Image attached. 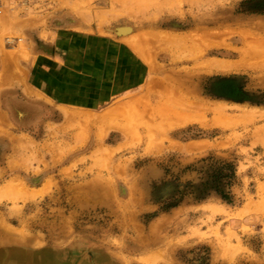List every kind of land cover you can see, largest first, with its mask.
Instances as JSON below:
<instances>
[{"label": "rangeland", "instance_id": "obj_1", "mask_svg": "<svg viewBox=\"0 0 264 264\" xmlns=\"http://www.w3.org/2000/svg\"><path fill=\"white\" fill-rule=\"evenodd\" d=\"M263 81L264 0L1 12L0 264H264Z\"/></svg>", "mask_w": 264, "mask_h": 264}, {"label": "built area", "instance_id": "obj_2", "mask_svg": "<svg viewBox=\"0 0 264 264\" xmlns=\"http://www.w3.org/2000/svg\"><path fill=\"white\" fill-rule=\"evenodd\" d=\"M56 0H0V13L9 11L21 16H27L34 13H42L55 5ZM24 43L23 38L6 39V44L10 47Z\"/></svg>", "mask_w": 264, "mask_h": 264}, {"label": "bare ground", "instance_id": "obj_3", "mask_svg": "<svg viewBox=\"0 0 264 264\" xmlns=\"http://www.w3.org/2000/svg\"><path fill=\"white\" fill-rule=\"evenodd\" d=\"M126 30H127V29H126ZM121 31H122V30H121ZM129 32H130V31H129ZM127 33H128V31H127ZM255 53H257V55H259V54L261 53V51H260V50H259L258 52L254 51L253 54L256 55ZM254 55H253V56H254ZM216 64H219V63L216 62ZM216 66H217V67H216ZM216 66H215V67L218 68V70H220V69H224V68H226L225 66H227V65H226V64H222V65H216ZM208 67H209V66H208ZM208 67H207V68H208ZM213 67H214V66H213ZM229 67H230V66H229ZM230 68H231V67H230ZM227 69H228V68H227ZM225 70H226V69H225ZM232 70H233V69H232ZM209 71H210V70H209ZM228 71H229V70H228ZM160 81H161V80H160ZM160 81H159V82H160ZM155 83H156V82H155ZM166 83H167V82H166ZM262 83H264V81H263ZM161 84H164V82H161ZM157 86H158V85H157ZM165 86H166V84H165ZM152 87H153V85H152ZM167 88H168V86H167ZM161 89H162V86L160 87V90H161ZM163 89H166V87H165V88L163 87ZM217 92H218V91H217ZM185 122H186V121H185ZM183 123H184V122H183ZM181 124H182V123H181ZM41 260H42V259H41ZM21 261H22V260H21ZM47 262H48L47 264H52V263H50V262L48 261V259H47ZM24 263H25V264H36L35 262H30V261H29V262L26 261V262H24ZM40 263H41V262H40ZM17 264H18V263H17ZM41 264H42V263H41Z\"/></svg>", "mask_w": 264, "mask_h": 264}]
</instances>
